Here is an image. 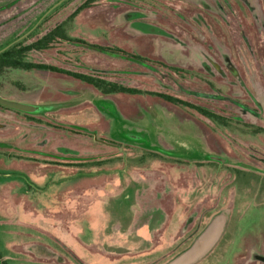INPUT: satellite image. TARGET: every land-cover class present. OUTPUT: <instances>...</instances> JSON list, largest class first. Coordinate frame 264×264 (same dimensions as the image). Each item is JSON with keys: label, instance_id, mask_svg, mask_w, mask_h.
Wrapping results in <instances>:
<instances>
[{"label": "rangeland", "instance_id": "obj_1", "mask_svg": "<svg viewBox=\"0 0 264 264\" xmlns=\"http://www.w3.org/2000/svg\"><path fill=\"white\" fill-rule=\"evenodd\" d=\"M58 25L0 70L39 107L0 104L1 260L178 264L221 219L187 264H264V0H0V51Z\"/></svg>", "mask_w": 264, "mask_h": 264}, {"label": "trees", "instance_id": "obj_2", "mask_svg": "<svg viewBox=\"0 0 264 264\" xmlns=\"http://www.w3.org/2000/svg\"><path fill=\"white\" fill-rule=\"evenodd\" d=\"M58 38L69 39L68 35L66 33V29L62 25H58L57 27H55L54 29H52L51 31H49L48 33H46L45 35H43L39 39L33 41L32 43L25 44L22 41H18V42H15V43L7 46L6 48H4L3 50L0 51V70H3L4 68H8V67L23 68V69H28V70L33 69V68L45 67V68L57 70L56 67H53L50 65H43V64L29 62L25 59H26L27 54L31 50H33V49L41 50V49L48 48ZM80 42H83L90 47L102 48V47H99L98 45L93 44V43H88L85 41H80ZM104 50L107 51L110 49L105 48ZM69 73L74 74L75 76H78L81 79L87 80L88 82L96 85L98 88H100L101 90H103L104 92H107V93L116 92V91L126 92V91L132 90V89H129L125 86L119 85L117 83L106 82L103 79L92 77L89 75H84V74H80V73H72V72H69ZM165 98H167L168 100H171V101L184 103V101H182L180 99L173 98L169 95H165ZM200 111L206 115L208 114L210 116H215L208 111H206V113H205L204 109H200ZM130 258L131 257L116 259V262H122L123 263L125 261H130ZM0 264H7V263L5 261L1 260V257H0Z\"/></svg>", "mask_w": 264, "mask_h": 264}, {"label": "water", "instance_id": "obj_3", "mask_svg": "<svg viewBox=\"0 0 264 264\" xmlns=\"http://www.w3.org/2000/svg\"><path fill=\"white\" fill-rule=\"evenodd\" d=\"M0 104L26 112H34L39 109V107L34 104L9 100L1 96H0ZM211 157L214 159L224 160V158L215 155H212ZM221 224H222L221 219H217L214 223H212L197 238V240L191 245V247L185 253H183V255L179 258L178 264H187L203 256L209 250V248L214 243V241L218 238L221 232Z\"/></svg>", "mask_w": 264, "mask_h": 264}, {"label": "crops", "instance_id": "obj_4", "mask_svg": "<svg viewBox=\"0 0 264 264\" xmlns=\"http://www.w3.org/2000/svg\"><path fill=\"white\" fill-rule=\"evenodd\" d=\"M75 222L73 221V224L71 223L69 226L71 227H74V229H72V231H71V229H70V231L71 232H69L68 233V236H75V237H78L80 240H82V238H80L79 237V233H78V231L77 230H75L76 229V226H75ZM56 226V225H55ZM148 228L147 227H141L139 230H138V234H140V236H142L143 238H145L146 240H148L149 239V235H148ZM85 244H89V243H85Z\"/></svg>", "mask_w": 264, "mask_h": 264}]
</instances>
